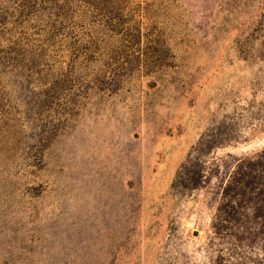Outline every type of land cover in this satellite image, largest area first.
<instances>
[{"label":"rangeland","instance_id":"rangeland-1","mask_svg":"<svg viewBox=\"0 0 264 264\" xmlns=\"http://www.w3.org/2000/svg\"><path fill=\"white\" fill-rule=\"evenodd\" d=\"M0 264H264V0H0Z\"/></svg>","mask_w":264,"mask_h":264},{"label":"water","instance_id":"water-1","mask_svg":"<svg viewBox=\"0 0 264 264\" xmlns=\"http://www.w3.org/2000/svg\"><path fill=\"white\" fill-rule=\"evenodd\" d=\"M198 232L197 231H193V236H197Z\"/></svg>","mask_w":264,"mask_h":264}]
</instances>
